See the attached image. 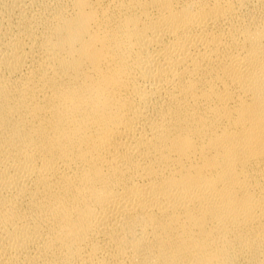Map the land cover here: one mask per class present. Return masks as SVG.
Here are the masks:
<instances>
[{
    "label": "bare ground",
    "instance_id": "bare-ground-1",
    "mask_svg": "<svg viewBox=\"0 0 264 264\" xmlns=\"http://www.w3.org/2000/svg\"><path fill=\"white\" fill-rule=\"evenodd\" d=\"M0 264H264V0H0Z\"/></svg>",
    "mask_w": 264,
    "mask_h": 264
}]
</instances>
